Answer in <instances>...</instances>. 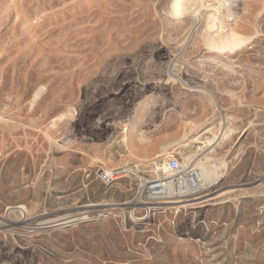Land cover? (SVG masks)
Segmentation results:
<instances>
[{
    "label": "rangeland",
    "instance_id": "1",
    "mask_svg": "<svg viewBox=\"0 0 264 264\" xmlns=\"http://www.w3.org/2000/svg\"><path fill=\"white\" fill-rule=\"evenodd\" d=\"M224 1L0 0V264H264V0L246 18ZM215 18L252 40L204 48ZM223 119L187 196L97 176L193 165Z\"/></svg>",
    "mask_w": 264,
    "mask_h": 264
},
{
    "label": "bare ground",
    "instance_id": "2",
    "mask_svg": "<svg viewBox=\"0 0 264 264\" xmlns=\"http://www.w3.org/2000/svg\"><path fill=\"white\" fill-rule=\"evenodd\" d=\"M200 3H201V1H200ZM225 3H226V1H224L223 5L226 6ZM228 4L229 5L226 6L227 7L226 12L229 11L232 14H235V16L238 13H239L238 16H240V12H242V15L246 18L248 12L250 11L249 0H240V1L235 0V1H231ZM208 6H209V4H207V5L202 4L200 7L197 8L195 3L193 4L192 2L191 3L189 2V4L187 6L183 7L181 9V11H179L172 18L178 19V18L186 17L189 14H191L192 12H196V13L200 12V11L202 12L203 10H207ZM216 18L212 21V23H209V22L207 23V25L212 24L213 27L215 26V29H213V30L209 29L210 31L206 32V33L204 31V34L201 37V38H203L202 40H203L204 48L209 49L210 51H216L219 53L231 52V51L233 52V51L239 50L240 48H242L243 46L248 44L249 41L252 40L251 35H245L243 33V32H246L248 30V28H249L248 24L245 23V25H244L240 22V20H238V24L236 25V27L231 28V27H229V25L225 26V24L223 22H219L220 20L216 21L217 20ZM210 27H212V26H210ZM219 125H223V126H221L223 128L219 129L220 131H216L213 129V127H210L208 129H206L201 134L202 138H203V142L205 143L204 146H206V147L199 154V157L201 155L203 156L205 150L207 152L213 151L214 147L227 135L226 130H225V126H224V119L222 120L221 123L216 124L217 127H219ZM202 156H201V158H199L197 156L198 159L197 160L195 159L196 160L195 163L193 165L189 166L192 169V172H191L192 175L195 176V170L197 172V176H198L197 177V181H198L197 185L195 187H192V188L184 189L185 192L181 191L182 195L186 196L187 194H191L195 191H198V190L208 186L212 182V179L210 177V171L211 170L209 171L208 167L206 166V164L202 160ZM194 158H195V155H194ZM165 188H166V194L164 195V199L174 197L171 184H169V185L166 184ZM91 206H93V204L84 205V207H91ZM92 211H95V210L83 209V211H80L78 214L74 215V216L77 215L78 217H73L72 215L71 216L66 215L63 217L60 216V218L59 217L57 219L54 218L55 220H53L52 222H55V225H58V224H62V223H68L71 221L83 219V218H85V214H88ZM55 225L53 223L51 226H55Z\"/></svg>",
    "mask_w": 264,
    "mask_h": 264
},
{
    "label": "built area",
    "instance_id": "3",
    "mask_svg": "<svg viewBox=\"0 0 264 264\" xmlns=\"http://www.w3.org/2000/svg\"><path fill=\"white\" fill-rule=\"evenodd\" d=\"M234 17V15H230L229 20L232 21ZM191 172V167H184L177 157H169L164 168L159 172L152 171V176H149L145 169L131 162L123 163L116 168L98 169L97 176L104 183H109L114 178H131L136 182L137 190L144 198L158 201L164 199L166 184H171L174 197L185 196L181 191L195 187L198 183L196 170L195 176Z\"/></svg>",
    "mask_w": 264,
    "mask_h": 264
},
{
    "label": "crops",
    "instance_id": "4",
    "mask_svg": "<svg viewBox=\"0 0 264 264\" xmlns=\"http://www.w3.org/2000/svg\"><path fill=\"white\" fill-rule=\"evenodd\" d=\"M206 112H208V106L205 104L200 105L198 112H196V114H194V116H192V117L196 120L203 119L205 117V115L207 114Z\"/></svg>",
    "mask_w": 264,
    "mask_h": 264
}]
</instances>
